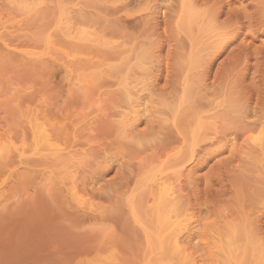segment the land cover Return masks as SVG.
I'll return each instance as SVG.
<instances>
[{
	"label": "rangeland",
	"instance_id": "obj_1",
	"mask_svg": "<svg viewBox=\"0 0 264 264\" xmlns=\"http://www.w3.org/2000/svg\"><path fill=\"white\" fill-rule=\"evenodd\" d=\"M46 1L0 0V264H264V0Z\"/></svg>",
	"mask_w": 264,
	"mask_h": 264
},
{
	"label": "bare ground",
	"instance_id": "obj_2",
	"mask_svg": "<svg viewBox=\"0 0 264 264\" xmlns=\"http://www.w3.org/2000/svg\"><path fill=\"white\" fill-rule=\"evenodd\" d=\"M6 1H11L12 4H13V2H14V5H16L17 3L21 4V3H23V2L25 1L23 5H24L25 7H27L28 9H30V10H32V9H33V10H34V9H37V6H38V8H40V7H39V4H42V2H44V1L47 2L46 0H44V1H43V0H21V2H19V0H6ZM26 1H27V2H26ZM28 1H30V2L32 1V2H31V3H30V2L28 3ZM133 1H134V0H133ZM133 1H132V2H133ZM132 2H131V3H132ZM48 3H50V2H47V4H48ZM120 3H121V2H120ZM126 3H127V0H126ZM10 4H11V3H10ZM47 4H46V5H47ZM115 4H116V3H114V5H115ZM121 4H122V3H121ZM129 4H130V3H129ZM125 5H126V4H125ZM125 5H124V7H125ZM127 5H128V4H127ZM16 6H17V5H16ZM112 6H113V5H112ZM122 7H123V6H122ZM122 7H121V9H122ZM126 7H127V6H126ZM44 8H45V7H44ZM119 8H120V7H119L118 5L115 6V7H113L114 12H117V11L119 10ZM40 9H41V8H40ZM46 9H47V8H46ZM46 9H45V10H46ZM111 9H112V7H111ZM121 9H120V11H121ZM37 10H38V9H37ZM42 10L44 11L43 8H42ZM42 10H41V11H42ZM113 10H112V14H114ZM34 11H35V10H34ZM39 11H40V10H39ZM35 12H37V11H35ZM112 14H111V15H112ZM115 14H116V13H115ZM105 18H106V17L101 18L100 21H101V20L104 21ZM114 18H115V19H118V18H120V16H118L117 18H116V16H115ZM111 19H113V18H111ZM111 19H110V20H111ZM115 19H113V20L115 21ZM120 19H121V18H120ZM122 20H123V19H122ZM103 21H102V22H103ZM106 21H107V20L105 19V22H106ZM116 21H117V20H116ZM120 21H121V20H120ZM97 22H98V21H97ZM106 23L108 24V22H106ZM113 23H115V22H111V24H113ZM117 23H119V22H117ZM114 25H117V24L115 23ZM110 26H112V25H110ZM78 31H79V34H81V36H83L81 39L88 37V38H86L85 40H87V39L90 40V39L92 38V36H93V35L91 36V34H92L91 31H90L91 33H89L88 30L86 31L85 29H84V30H81V31H80V29H79ZM102 31H103V30H102ZM102 31H101V30L99 31V36H95V35H98V34L95 33L94 31H93V32L95 33L94 36H95V37H100V38L102 39L101 42L104 43V45L106 46L107 44H105V43H106V41H109V40H107V39H108L107 37H106L107 39H104V36H105V35H103V38H102V36H100V35L102 34V33H101ZM72 32H73V31H72ZM72 32H71V34H72ZM80 32H81V33H80ZM104 32H105V31H104ZM94 33H93V34H94ZM100 33H101V34H100ZM74 34H75V33H74ZM104 34H105V33H104ZM69 35H70V33H69ZM89 35L91 36V38H90ZM72 36H74V35H72ZM78 36H79V35H78ZM81 36H80V37H81ZM94 36H93V37H94ZM80 37H79V39H80ZM95 37H94V39H95ZM76 38H78V37L76 36ZM98 39H99V38H97V40H98ZM101 39H100V40H101ZM70 40H71V38H70ZM72 40H73V38H72ZM91 40H92V39H91ZM97 40L95 41L96 43H97ZM100 40H98V42H100ZM103 40H105V41L103 42ZM101 42L98 43V44H101ZM113 42L116 43L117 41H112V40H110V42H108V45H109V44L111 45V43H112V45H113ZM120 42L123 43V41H120ZM122 43H121V44H122ZM94 44H95V43H94ZM98 44H97V45H98ZM118 44H119V42H118ZM118 44H117V45L115 44V48H116L117 46H119ZM123 44H124V43H123ZM123 44H122V45H123ZM101 45H102V44H101ZM112 45H111V46H112ZM111 46H109V47H111ZM120 46H121V45H120ZM120 46H119V47H120ZM119 47H117V48H119ZM112 48H114V45H113ZM115 48H114V49H115ZM117 48H116V49H117ZM107 55H108V56H107ZM107 55H105V57H110L109 54H107ZM103 63H104V62H103ZM103 63H99V62H98V63H96V64H98V65H103ZM104 64L106 65V63H104ZM85 77L87 78L88 76L85 75ZM128 88H129V87H128ZM133 90H134V89H133ZM132 93H133V92H132V89L129 88V89H127V90L124 92L125 95L122 94V96H123V97L126 96L128 99H132V98H131ZM143 104H144V103L142 102L141 105H143ZM144 105H145V104H144ZM146 105H147V104H146ZM144 107H145V108L140 109V110H138V111L135 110V111H134V113H135L134 116H135V117L132 116L133 120H131L132 118L129 119L130 122H131V121H134V122H135V123H134L135 126H136L137 124H139V122H142V117H143L142 115H143V114H145L144 116H146V115L149 116V115H150V114H146L147 111L150 112L149 107H147V106H144ZM137 117H139V119H138ZM149 117H150V116H149ZM144 118H145V117H144ZM106 119H107V118H106ZM106 119H105V120H106ZM136 119H138V120H136ZM108 120H110V119H108ZM145 120H146V118H145ZM149 120H150V119H149ZM110 121H112V120H110ZM147 121H148V120H147ZM151 121H152V119H151ZM128 122H129V121H128ZM148 122H150V121H148ZM148 122H147V124H148ZM41 123H42V122H41ZM109 123H110V122H109ZM150 123H151V122H150ZM44 124H45V122H44ZM110 124H112V126H113V123H112V122H111ZM110 124H109V125H110ZM131 124H133V123H131ZM42 125H43V124H42ZM42 125H41V128H42ZM106 125H107V127L104 125V122H103V129H104V128H107V129H105V130H108V129H109V128H108V126H109L108 123H107ZM43 126H44V125H43ZM135 126H134V127H135ZM109 127H110V126H109ZM111 128H113V127H110V129H111ZM136 128H137V126H136ZM43 129H45V128H43ZM113 129H114V128H113ZM44 131H47V130L45 129ZM168 135H169V134H167L166 136H168ZM48 136H49V135H48ZM166 136H165V137H166ZM169 136H171V135H169ZM173 138H174V137H173ZM166 139H167V137H166ZM168 139H169V138H168ZM173 140H174V139H173ZM134 142H135V141H134ZM134 142H132V143H134ZM137 142H138V141H137ZM122 144H123V143H122ZM135 144H136V143H134V146H135ZM137 144H139V143H137ZM52 145L54 146V143H53ZM55 145H57V144H55ZM120 145H121V144H120ZM59 146H60V145H59ZM139 146H141V145H139ZM57 147H58V146H56V148H57ZM122 147H124V146L122 145ZM63 148H64V147H63ZM136 148H138V146H137ZM57 149H58V148H57ZM59 149H60V148H59ZM61 149H62V148H61ZM61 149H60V150H61ZM140 149H141V148H139V150L134 149L136 155H138L137 153H138L139 151H141ZM52 150H53V149H52ZM132 150H133V149H132ZM134 150H133V151H134ZM136 150H137V152H136ZM129 152H130V151H129ZM131 153H132V151H131ZM135 153H134V154H135ZM2 154H3V153H1V155H2ZM134 154H133V155H134ZM178 154H179V153H178ZM1 155H0V158H1V157H4L3 155H2V156H1ZM4 155H5V153H4ZM57 155H59V154H57ZM173 155H174V154H172V156H173ZM174 156H176V154H175ZM10 157H11V156H10ZM9 159H10V158H9ZM1 161H2V160L0 159V167L2 168V167H3V166H2L3 163H1ZM8 161H11V160H8ZM7 163H10V162H6V165H7ZM3 165H5V163H4ZM1 168H0V169H1ZM162 182H163V181H162ZM165 183H168V182H164V184H165ZM161 184H163V183H161ZM164 184H163V188H164ZM168 184H169V183H168ZM165 186H166V187H165L166 190L164 189L165 192H164V190H162L163 196H165V197H167V198L172 197L173 195H171V194H173V192H171V191H173L172 188L174 189V187H171V184H170L169 187H168L167 185H165ZM163 188H162V189H163ZM170 195H171V196H170ZM169 196H170V197H169ZM167 198H166V200H168ZM169 201H171V200H169ZM178 220H179V219H178ZM178 220H177V221H178ZM177 221H176V220L168 221V224L170 225V227H172V226L175 225V227H176L177 229H180V230H181V229H182L181 226H183V225L180 224L181 222H177ZM176 222H177V223H176ZM176 224H177V225H176ZM176 231H177V230H176ZM176 231H175V232H176ZM176 233L179 234L180 232H179V233L176 232ZM176 233H172V235H174V234L177 235ZM173 237H175V238H174V244H173V245L175 246V248H178V249H179V247H180V242H179V240H178V238H177L176 236H173ZM173 237H172V240H173Z\"/></svg>",
	"mask_w": 264,
	"mask_h": 264
}]
</instances>
